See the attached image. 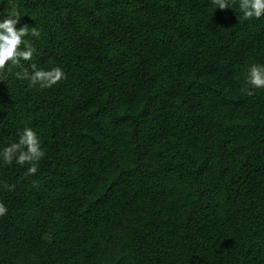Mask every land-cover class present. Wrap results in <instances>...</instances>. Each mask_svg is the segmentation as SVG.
I'll use <instances>...</instances> for the list:
<instances>
[{"label": "trees", "instance_id": "16d2710c", "mask_svg": "<svg viewBox=\"0 0 264 264\" xmlns=\"http://www.w3.org/2000/svg\"><path fill=\"white\" fill-rule=\"evenodd\" d=\"M13 9L40 32L22 65L66 79L0 73V152L25 128L44 152L35 174L0 156V264H264V89L246 82L264 16L239 0H0V20Z\"/></svg>", "mask_w": 264, "mask_h": 264}, {"label": "clouds", "instance_id": "9594fccd", "mask_svg": "<svg viewBox=\"0 0 264 264\" xmlns=\"http://www.w3.org/2000/svg\"><path fill=\"white\" fill-rule=\"evenodd\" d=\"M216 8L224 10L229 8V0H212ZM239 9L243 13L244 19H259L264 16V0H239ZM21 13L13 9L6 18L0 20V73L6 68L10 71L12 67L19 68L15 73L19 80H28L29 85L39 84L41 89L50 88L60 81L66 79V74L60 67H53L50 70L37 68L35 63L30 64L31 72L22 65V61L33 59V48L30 41L25 37L31 35L39 37L40 32L35 27L27 24L17 28ZM246 82L251 89H264V65L253 64L247 71ZM248 95L252 91L245 89ZM5 163H12L13 159L19 165L29 164L27 174H35L39 160L44 156L40 147L37 134L31 128H25L19 136L18 142L12 143L0 152ZM8 190H12V185H4ZM7 214L6 206L0 202V216Z\"/></svg>", "mask_w": 264, "mask_h": 264}]
</instances>
